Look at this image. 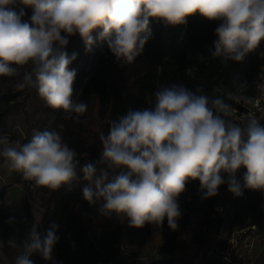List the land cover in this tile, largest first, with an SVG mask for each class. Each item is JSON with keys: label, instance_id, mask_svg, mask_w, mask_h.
<instances>
[{"label": "clouds", "instance_id": "9594fccd", "mask_svg": "<svg viewBox=\"0 0 264 264\" xmlns=\"http://www.w3.org/2000/svg\"><path fill=\"white\" fill-rule=\"evenodd\" d=\"M18 5L31 8V15ZM194 16L218 22L209 52L223 64L242 62L264 42V0H0V77L20 76L17 89H36L46 107L79 122L87 105L73 99L70 65L78 53L66 51L73 36L86 52L106 42L117 63L130 65L153 37L152 22L175 27ZM153 97L150 107L129 108L108 121L96 160L81 164L56 130H33L26 143L0 136V158L33 186L72 191L83 179L81 197L99 216L115 215L134 228L159 230L166 220L178 230L179 198L190 181H199L202 200L217 196L222 185L234 198L246 188L264 192V125L257 118L237 124L223 99L183 84L161 86ZM17 222L15 215L6 221ZM59 227L52 220L41 232L36 221L22 240L0 239V250H17L13 264H35L37 254L58 264Z\"/></svg>", "mask_w": 264, "mask_h": 264}, {"label": "trees", "instance_id": "16d2710c", "mask_svg": "<svg viewBox=\"0 0 264 264\" xmlns=\"http://www.w3.org/2000/svg\"><path fill=\"white\" fill-rule=\"evenodd\" d=\"M17 7H24L27 15H31V8ZM217 26L218 22L200 16L190 17L186 25L175 27L165 28L152 22L153 37L130 65L117 63L106 42L98 40L92 51L86 52L82 39L75 37L66 49L69 54L78 53L70 65L76 71L73 99L86 103L87 112L76 122L68 119L63 110L41 103L40 115L32 125L18 101L0 95V136L7 135L10 141L26 143L33 130H56L64 142L75 149L83 164L98 159L102 147L99 135L101 132L107 134L108 121L125 114L129 108L150 107L153 93L161 86L178 83L193 91L199 88L202 94L210 98L220 97L229 104L227 97L240 89L241 84L252 90L264 42L248 53L242 62L223 64L219 58L212 59L209 52V48L214 51ZM260 122L264 125V120ZM244 171L241 169L238 173L241 183ZM85 183L83 179L73 182L72 191L65 187L53 190L38 186L43 210L39 220L34 218L31 204L24 198L6 206L10 189L18 184L17 179L2 186L0 239L7 241L13 237L20 241L32 223L39 221V230L43 232L55 220L60 226L57 232L60 239L53 249L58 264H191L175 256L188 236L193 244L203 247L202 256L193 264H221L214 258L205 257L207 240L222 228L227 233L248 226L258 229L264 201V192L247 188L241 197L223 198L220 193L227 189V185L219 188L217 196L202 200L198 194L199 181H190L186 192L180 196L182 216L178 220V230L172 231L166 220L159 230L151 225L129 227L126 221L113 226L112 217L99 216L96 206H89L82 199L80 189ZM221 202L230 204L232 212L225 220L211 217L212 209ZM13 215L18 222L9 225L6 221ZM151 233L162 235L163 243L157 248L158 258L144 261L141 249ZM0 252V264H13L17 250L6 246ZM241 256L239 264H264V247L253 261L245 253ZM31 258L35 264H49L38 254Z\"/></svg>", "mask_w": 264, "mask_h": 264}, {"label": "built area", "instance_id": "2783aa9c", "mask_svg": "<svg viewBox=\"0 0 264 264\" xmlns=\"http://www.w3.org/2000/svg\"><path fill=\"white\" fill-rule=\"evenodd\" d=\"M260 60L252 90L240 88L227 97L228 105L232 110V115L229 118L237 124L252 117L259 121L264 120V51L260 55ZM9 177L17 179L18 184L25 189L33 188L32 182L25 181L21 173L10 172ZM260 211H264V201ZM231 213L230 204L221 202L212 209L211 217L225 220ZM255 231L256 226H248L230 233L222 228L207 240L205 257L214 258L221 264H239L242 253L249 256L251 254Z\"/></svg>", "mask_w": 264, "mask_h": 264}, {"label": "rangeland", "instance_id": "374dc122", "mask_svg": "<svg viewBox=\"0 0 264 264\" xmlns=\"http://www.w3.org/2000/svg\"><path fill=\"white\" fill-rule=\"evenodd\" d=\"M78 36V35H77ZM73 36L70 39V43L67 46L69 48L72 45V41L75 37ZM27 70V66L20 68L21 76L23 72ZM21 77H0V95H5L8 98H13L19 102L20 106L22 107L23 111L27 112L28 120L31 121V124L35 123L40 115V105L44 103L40 97L38 96L37 92H35L34 88H25V89H17L15 85L20 82ZM25 137V136H24ZM15 172V171H12ZM19 173V172H16ZM10 171L7 167L3 164L2 158H0V188L4 185L9 184L14 179L9 177ZM38 186H33V188L23 187L20 184H16L14 187L10 189L8 195V202L10 205L13 204L15 201L24 198L28 200L32 207V214L35 219L39 220L42 214V207H41V199L37 193ZM220 196L223 198L232 197V194L226 189L220 193ZM179 203L181 205V198H179ZM259 221H258V229H256L255 234L253 235V248L251 249V260H255L261 253L264 247V211H260L259 213ZM112 225L116 226L120 223V219L117 216H112L111 218ZM125 222V221H124ZM186 243L176 251L175 256L185 259L186 261L190 262L191 264L197 263L202 256L203 247L195 245L191 242L190 236L186 237ZM160 245L156 242L149 241L147 244L141 249V257L144 261H148L151 259L158 258L157 248Z\"/></svg>", "mask_w": 264, "mask_h": 264}, {"label": "crops", "instance_id": "0c3cea01", "mask_svg": "<svg viewBox=\"0 0 264 264\" xmlns=\"http://www.w3.org/2000/svg\"><path fill=\"white\" fill-rule=\"evenodd\" d=\"M149 241L156 242L157 244L161 245L163 243V236L157 233H151Z\"/></svg>", "mask_w": 264, "mask_h": 264}]
</instances>
